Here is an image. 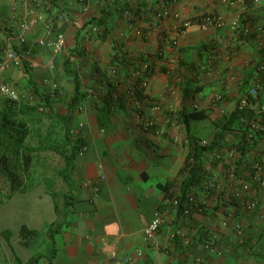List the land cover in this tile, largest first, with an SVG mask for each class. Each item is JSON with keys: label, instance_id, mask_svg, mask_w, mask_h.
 <instances>
[{"label": "crops", "instance_id": "obj_1", "mask_svg": "<svg viewBox=\"0 0 264 264\" xmlns=\"http://www.w3.org/2000/svg\"><path fill=\"white\" fill-rule=\"evenodd\" d=\"M115 1L85 0L86 9L83 10L84 4L79 0H0V58L3 57L9 30L16 28L27 12V38L32 42L44 35L46 20L51 21L65 36V47L58 54H52L47 47L36 46L25 55L34 79L58 86L61 96L72 97L75 83L62 65L63 59L68 56L74 61V68L81 78L80 92H83V97L72 125L74 132L85 139L86 147L77 153L72 166L66 171L70 183L60 175L58 177L56 189L60 195L57 213L54 198L44 188H36L32 196L40 202L43 218L39 214L34 221L41 223L42 229L55 222L61 223L54 233V252L49 259L42 255L39 262L108 264L113 249L119 254H133L136 248H141L142 255L136 258L137 264H261L264 254V191L250 178L247 170H243L242 179L250 185V196L258 201L256 208L247 212H235L234 203L227 196L229 188L222 179L221 166L210 163L214 153H206L204 162L206 171L217 180L215 190L206 193L203 187L196 188V193L206 196L209 204L205 213H196L189 220L178 218L167 204L166 191L162 186L181 178L179 170L187 152L183 141L184 124L178 121V126L174 127L165 120V115L180 108H206L208 116L190 120L189 130L202 139L210 137L222 113L234 108L242 94V83L253 79L254 64L260 60L254 30L258 26L264 27V0H243V4L233 6H225L221 0H119L132 8L145 4L169 8L187 18L200 17L205 12L222 16L223 25L202 30L193 23L179 38V55L199 64L203 55H198L196 47L213 43L216 55L210 68L192 69L175 63L169 75L166 69L172 60H176V50L169 40L176 37L177 20L172 16L163 18L155 30L139 37L130 33L126 17L117 8L119 1L117 4ZM108 6L107 31L102 35L85 32L90 30L92 23H84L101 16L102 10ZM236 10L242 11L243 24L248 29L246 36L233 32L229 27ZM138 25L146 29L147 18L140 19ZM80 27L83 28L80 30ZM76 47L82 49L83 59L70 55V50L75 53ZM117 50L128 57L146 52L157 53L155 71L144 88L145 96L139 99V104L163 132L155 133L138 123L133 105L128 100V85L131 83L128 78L121 79L113 87L118 99L106 116H101V100L85 94L84 90L88 87L96 90L107 88L105 75L110 68L111 54ZM187 76L194 78L193 82L201 88L191 97H184L179 88V79ZM27 79L28 74L21 67L9 65L0 71V82L10 83L19 91L28 88ZM217 92L223 94L221 102L213 99ZM153 104H158L160 108L152 109ZM173 134L178 136V140L173 139ZM249 155L264 160V139ZM237 156L234 155L232 160ZM95 185H98L97 191L94 190ZM32 191L14 193L0 203V209L8 201L25 198ZM64 194L69 197L64 198ZM156 209L167 218L156 233L160 246L158 251L142 237V228ZM11 212V207L3 212L4 221L11 220ZM30 220L20 221L18 231L22 224L36 228ZM223 220L226 225L222 224ZM236 223L241 225L244 233L241 245L231 242ZM177 227L189 237V243L175 239L168 244L169 233ZM3 229L10 230L4 226L0 231ZM201 231H207V235L217 240L221 254L203 247V241L199 239ZM18 239L17 234L16 241ZM16 255L13 243L11 249L0 239V264H19Z\"/></svg>", "mask_w": 264, "mask_h": 264}, {"label": "trees", "instance_id": "obj_2", "mask_svg": "<svg viewBox=\"0 0 264 264\" xmlns=\"http://www.w3.org/2000/svg\"><path fill=\"white\" fill-rule=\"evenodd\" d=\"M79 1L84 5L86 4L85 0ZM118 1L119 0H116L115 3L117 4ZM125 5L119 1L117 8L123 14L125 11L128 12V16L124 14L128 26L132 24L142 29V33L139 37H143L149 31L151 32L154 30L153 16L160 8H156L151 4H145L142 7L137 6L135 8ZM109 12L110 9L108 6L102 10L101 16L98 18L93 17L86 21L84 25L90 22L92 24L90 30L87 29L85 32L93 31L95 35H102V33H105L107 31L105 22ZM142 18H147L148 20L146 29L138 25L139 20ZM198 18L199 17L190 19L195 21ZM240 20L241 26L232 31L239 35L246 36L248 35V33H246L248 29L243 24L244 19L241 17ZM46 21L50 23L53 32L59 31L51 24V21ZM83 27L79 29L81 30ZM254 32L257 35L256 29ZM173 39L169 40V42L176 50L175 63L177 66L188 65L192 69L200 68L202 70L210 68L216 55L214 49L215 45L213 43H204L196 47L198 55H203L202 63L200 62L201 64H199L195 63L194 60L188 61L181 57L179 55L181 52L179 44L174 45L172 43ZM12 46L18 53L24 55L19 67L28 74V88L25 90L22 89L21 91L17 89L20 95L18 99H13L0 93V173L4 176L6 181L5 187L0 186V203L14 193H23L42 187L54 198V207L57 213L59 210L57 200L60 195L56 189L57 177L60 175L64 181L68 184L70 183L66 171L72 166L74 157L77 153L84 150L83 148L86 147L85 139L74 132L72 125L73 117L75 113L79 111L78 104L83 97V92H80L81 78L76 68H74V61H71L69 56L64 58L62 63L63 68L66 72L71 74L75 84L73 96L68 98L63 97L61 96L58 86L46 85L41 80L36 81L33 74L30 72L31 68L28 65L29 62L25 55L32 51L34 47L40 46L38 41L32 42L29 39L26 43L14 41ZM76 48L75 53L70 50V55L75 54L83 59L82 49L80 47ZM263 48L264 45H259L258 52H260V58L264 57ZM145 54L150 61L149 66L142 71L137 70V74L134 75V71L140 69V63L145 59ZM155 60H157V53L146 52L134 57H128L124 55L123 52L117 50L111 54L109 71L106 75L104 74L106 76L104 82L107 88L103 90L94 89L96 91L95 95L91 96L101 100V116L108 115L115 106L118 95L113 87L118 85L121 79L128 78L131 81L130 85L134 87L136 97L140 99L145 96L143 92L145 88L144 83L149 81L155 71ZM258 63L259 62L254 64L255 73L253 74L256 77H260L264 83V68L260 69L257 65ZM201 66H205L206 68H202ZM111 68L115 69L116 72L114 74H112ZM168 69H170V66ZM179 80V88L184 97H191V95L201 89L199 85L193 82L194 78L191 76L181 77ZM251 84L252 81L247 82L246 80L243 82L242 93L245 92ZM84 92L87 95L85 90ZM217 93L221 94V98L214 101L221 102L224 99L223 94L221 92ZM249 101L253 102L255 106H247L243 109H239L237 107V99L232 110L222 113L216 121L214 127L216 130L210 134L209 138H206V144H202V138L197 137L189 130L190 120L204 119L208 116L209 112L206 108H194L191 110L180 108L176 112L168 113L169 115H174L177 122L182 121L185 127V139L187 140V152L179 170L181 178L178 181H170L162 186L166 191L165 198L168 200L167 204L169 207H172L169 200L175 197L178 199V205L176 206L178 218L185 220L181 215V209L185 204H189L188 196L190 194L199 196L196 193L197 187H204L211 179H214L215 184L217 183L216 178L206 171L204 161L206 153L209 152L210 154L214 153L211 155L212 158L210 160L212 161H210V163L213 166H217L218 164L221 166L222 179L225 186L229 188L227 196L229 200L234 203L235 212L240 213L238 204L241 198L234 195V185L240 181H245V179H242L243 170H247L252 179L251 175L254 172V165L256 163L264 168V160L255 155H249L251 151L257 150L259 143L264 139V93H262V90H259L256 96L249 97ZM57 104L61 105L63 110H58L56 108ZM257 110L260 111L257 112ZM232 132H236L238 135L235 139L231 138L233 140H229L228 136L229 138L233 137L230 135ZM231 148L235 149V153L230 156L227 151ZM217 153L219 155H216ZM236 154H238L237 158L232 160V157ZM47 155L60 157L62 165L59 168L47 166ZM215 188L216 187L211 188L209 193L213 192ZM223 191L224 190H222V192ZM68 197L67 194H64V198L67 199ZM208 205L207 202V206L200 213H205L208 210ZM192 216H189V219H191ZM60 225L61 223L55 222L45 226L44 232L48 239L47 245L49 244L52 253L55 250L54 233L58 230ZM40 231V228L28 227L22 224L18 231L19 239L16 241L17 244L24 247H33L34 245L40 244ZM0 234L2 236L0 237L1 241L6 245L8 244L12 249V243L10 241L12 236L11 231L3 229L0 231ZM199 239L203 241V244L204 242H212L214 245H217V240L207 235V231H201ZM178 240L182 241L180 238H178ZM243 242L239 244L241 245ZM41 256L42 253L37 251L34 254L32 253L25 260L18 255H16V259L19 264H36ZM261 264H264V254Z\"/></svg>", "mask_w": 264, "mask_h": 264}, {"label": "built area", "instance_id": "obj_3", "mask_svg": "<svg viewBox=\"0 0 264 264\" xmlns=\"http://www.w3.org/2000/svg\"><path fill=\"white\" fill-rule=\"evenodd\" d=\"M255 1L257 2L258 0ZM221 2L225 6H233L236 3L243 4V0H221ZM85 9H86V5L83 6V10ZM26 13L22 15V19L20 20L18 26L16 28H11L8 32L9 34L5 41L3 57L0 58V71L9 65L19 67L22 63V57L24 56L18 53L13 48L12 43L14 41H17L18 43H26L28 41L27 31L29 28V23L27 20ZM241 13H242L241 10H236L233 17L231 18L229 23V27L231 30H236L241 26L240 25ZM124 14L128 16L127 11H125ZM168 16H172L177 20L176 37L172 41L174 45L179 44V38L186 33L187 28L190 25H192L194 22L202 30H205L208 27L217 28L223 25L224 23L222 16L220 14H216L213 12L203 13L197 20L192 21L190 18L181 17L177 11L171 10L169 8H160L154 13L153 16L154 30L158 27L159 21ZM128 27L131 31L130 33L136 36L141 35L142 29L140 27L133 26L132 24H129ZM43 31H44V35L37 40L40 46L47 47L52 54H58L61 51H63L65 47L64 34L61 31L53 32L50 23L47 21H45L43 24ZM256 31H257L256 38L258 39L259 45H264V27L259 26L256 28ZM147 57L148 56H146L145 59L141 61L139 67L140 69H136L134 71V75L137 74V70L142 71L149 66L150 61ZM174 65H175V60H172L170 62V69L166 70L167 75H169L171 69L175 67ZM257 65L260 69L264 68V57L260 58L259 63ZM201 67L206 68L205 66H201ZM111 72L112 74H114L116 71L114 68H111ZM144 85L146 86L147 83L145 82ZM259 90H262V93H264V83L260 77L254 76L252 79V84L248 86L246 91L239 96L237 107L239 109H243L247 106H255L253 102L249 101V97L256 96ZM85 91L88 96H94L96 92L92 87L86 88ZM0 93L13 99H18L20 96L18 90L12 84L7 82H0ZM220 98H221L220 93H216L214 95V100H219ZM128 100L133 105L134 112L140 126H142L144 129H151L155 133L163 132V129L157 125L155 119L152 116L146 114L142 110L139 104V98L136 97L134 87L131 86L130 84L128 85ZM151 107L152 109H156V110L160 108L158 104H153ZM259 111L260 110H257V112ZM174 117H175L174 115L166 114L164 118L172 126L177 127L178 122ZM173 139L178 140V136L176 134H173ZM183 141L186 144L187 140L185 138L183 139ZM201 143L206 144L207 140L202 139ZM227 153L228 155L231 156L235 153V149L231 148L230 150L227 151ZM216 155L219 154L217 153ZM254 168L255 169L251 177L255 181V183L259 186V188L264 191V168L260 166L258 163L254 165ZM100 179H102V176H100ZM214 187H216V184L214 182V179H211L210 181L207 182V184L204 185L203 190L206 193H208L211 190V188ZM94 190L95 191L98 190V185L94 186ZM249 191H250V185L247 181H240L239 183L235 184L233 187L234 195L241 198L238 204V210L240 212L251 211L255 209L257 206L258 203L257 199L250 196ZM188 201L189 204H185L181 209V215L185 220H189V216L202 212L203 209L207 206L206 196H194L190 194L188 196ZM169 202L170 205L172 206L171 208H173V210L176 212L178 199L175 197L172 200H169ZM166 221L167 218L165 214L161 210L156 209L153 212L150 220L142 228L143 240L152 249L156 251H158L160 247L159 243L156 240V233L158 232L159 228L166 223ZM221 222L223 225H226V221L223 220ZM178 238H180L183 241V243L189 242V237L180 228L177 227L169 233L168 244H171L172 241ZM243 240H244L243 229L239 223H236L234 225V232L231 242L238 244V243H242ZM203 246L207 251L213 252L215 254H221L222 252V249L217 245H214L212 242H204ZM141 255H142L141 248H136L133 254H126V253L119 254L116 250L113 249L110 251L108 264H137L136 258L140 257Z\"/></svg>", "mask_w": 264, "mask_h": 264}, {"label": "rangeland", "instance_id": "obj_4", "mask_svg": "<svg viewBox=\"0 0 264 264\" xmlns=\"http://www.w3.org/2000/svg\"><path fill=\"white\" fill-rule=\"evenodd\" d=\"M1 82H4V81H1ZM22 92H24V91H22ZM56 108L59 110V109H62V106L57 104ZM230 135L233 137L229 138V136H228L229 140L231 138L235 139L237 137L238 133L232 132ZM231 140H233V139H231ZM46 160H47L46 161L47 166H50V167L59 168L62 165V160L58 156L47 155ZM5 182L6 181H5L4 176L0 173V186L5 187ZM35 191L36 190L34 189L32 192L27 193L25 198L20 197L18 199V197H17L16 199L10 200L11 202L8 201L7 205L1 207V209H0V229H1V227L5 226L11 230V232H12L11 242L14 245V252L19 257L24 258L28 254H32V253L34 254L37 251H39L40 253H42V255L44 257L49 259V257L51 256V251L49 248V244L47 245L48 241H47V237L45 236L46 235L44 232L45 230L42 229L41 223L39 224V222L34 221V219H36L37 216L41 212V206H40V202L38 201V199L37 198L32 199V196H33V194H35L34 193ZM10 207L12 208L11 220L4 221V217L2 216V214L6 209H8ZM24 209H27L28 211L24 210ZM26 211L29 213H27ZM30 212H31L32 218H30ZM25 216L27 218H25ZM42 218H43V216H42ZM24 219H31L30 220V223H32L31 225L35 226L38 229L40 228V230H41L40 235H39L40 244L34 245L33 247H24V246L17 244L16 238H17V234H18V223ZM41 240H43V242H41ZM39 259H38V262H39ZM38 264H41V262H39Z\"/></svg>", "mask_w": 264, "mask_h": 264}]
</instances>
